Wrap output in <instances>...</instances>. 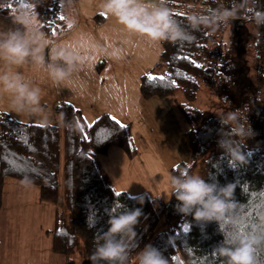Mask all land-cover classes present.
Returning a JSON list of instances; mask_svg holds the SVG:
<instances>
[{
	"label": "trees",
	"instance_id": "trees-1",
	"mask_svg": "<svg viewBox=\"0 0 264 264\" xmlns=\"http://www.w3.org/2000/svg\"><path fill=\"white\" fill-rule=\"evenodd\" d=\"M35 1L28 0V3L33 6ZM47 1L40 7L38 27L54 40L65 34L69 25L62 1ZM20 3L21 0H5L0 4V14L9 16ZM168 6L184 28L186 38L174 43L162 42L156 66H164L165 71L163 75H142L141 94L146 100L166 99L182 91L184 100L178 106L189 125L185 137L191 148V159L173 166L172 174L178 175L184 169L192 173L199 165V175L210 182L222 186L234 184V211L219 226L216 222L198 223L192 216L176 211L174 196L166 204L147 192L130 195L116 190L98 155H107L113 147H119L133 157L135 148L128 126L121 121L123 127L119 126L118 119L109 113L104 112L88 123L80 108L60 100L55 108L59 124H36L20 121L0 109V210L6 178L24 179L38 186L40 199L56 205L54 229L48 233L52 251L64 256L66 264H75L72 257L78 252L79 240L83 241L89 258L94 234L107 230V213L115 201L129 209H142L136 226V242L139 248L146 244L157 247L168 257L169 264H225V258L213 255L214 248L223 240L221 229L231 232L239 226L242 231L264 235V24H258L254 18L256 12H264V0L243 3L240 0H169ZM229 7L233 18L225 20L220 13ZM191 14L208 16L211 23L193 31L185 19V15ZM96 17L104 18L99 13ZM236 24L249 30L246 41L234 35ZM226 35L233 38L227 39ZM247 48L253 52L251 67ZM243 61H247L245 64L252 71L243 67ZM152 76L164 79H150ZM202 84L213 94H222L228 110L239 109L247 117L253 135L244 141L245 165L230 167L228 155L219 146L225 140V147H232L237 139L230 138V126L221 124L225 118L196 105ZM116 192L121 195L116 196ZM141 197L142 204L138 202ZM59 203L69 212L68 220L57 206ZM92 214L96 225L90 229L88 219ZM163 217L169 228L152 236ZM185 226L187 231H183ZM139 248L131 253L129 264L134 263ZM258 256L260 264H264V249Z\"/></svg>",
	"mask_w": 264,
	"mask_h": 264
},
{
	"label": "rangeland",
	"instance_id": "rangeland-1",
	"mask_svg": "<svg viewBox=\"0 0 264 264\" xmlns=\"http://www.w3.org/2000/svg\"><path fill=\"white\" fill-rule=\"evenodd\" d=\"M4 1L0 0V4ZM46 1L36 0L33 3L38 22L41 20L40 7ZM61 1L69 30L74 28V31L56 47H68L85 57L83 63L75 65L67 80L56 84L61 100L70 101L80 108L88 123L104 112L125 123L135 155L129 157L121 148L113 147L107 155H98L100 164L116 190H124L130 195L147 192L168 204L172 167L182 160L189 161L191 148L185 137L189 125L178 106V102L184 100L182 91L166 99L146 100L141 94L142 75H163L165 71L164 66H156L163 49L162 43L151 42L128 30L110 35L101 26H95L90 13L101 12L102 2ZM240 25H235L234 35L246 41L249 30L240 28ZM231 36L226 35L227 39L233 38ZM117 49L120 51L119 59L112 56ZM246 53L251 67L254 64L253 52L247 48ZM104 59H110V64L100 73L97 65L103 64ZM245 62L243 67L246 66L248 72L252 71ZM205 85L202 84L196 105L205 112L226 118V114L233 109L228 110L223 104L222 94H213ZM192 173L199 174V165ZM57 206L68 220L70 214L63 203ZM55 216L56 205L40 199L38 186L6 178L4 204L0 210V264H66L64 256L52 251L48 230L54 229ZM168 228L163 217L152 236ZM72 262L90 264L82 240H79L78 252L72 257Z\"/></svg>",
	"mask_w": 264,
	"mask_h": 264
},
{
	"label": "clouds",
	"instance_id": "clouds-1",
	"mask_svg": "<svg viewBox=\"0 0 264 264\" xmlns=\"http://www.w3.org/2000/svg\"><path fill=\"white\" fill-rule=\"evenodd\" d=\"M240 2L243 3L244 0ZM168 3L169 0H104L99 15L115 17L126 30L138 33L151 42L174 43L185 39L186 34ZM220 15L225 20L233 18L232 8L224 9ZM9 17L13 24L22 27L0 31V61L19 66L31 60L35 65L44 68L54 83L67 80L75 65L84 62V56L68 47H49L47 34L39 29L37 13L28 0H21L15 11L9 13ZM254 18L258 24H264V12H256ZM185 19L193 31L211 23V18L204 15H185ZM112 56L119 59L120 51L114 50ZM0 91L12 94L13 109L18 113L27 111L33 116L42 111L40 89L26 83L19 72L0 74ZM221 124L230 126V138H237L232 147H225V140L219 142V146L229 157V166L238 168L245 165L247 155L243 151L244 141L253 135L247 124V117L238 109L227 113ZM23 181L24 179L22 183ZM169 186L171 197L174 196L177 201L176 211L184 216H192L198 223L216 222L219 226L234 211L235 202L232 198L235 185L232 183L222 186L184 169L178 175L170 176ZM138 202L142 204L143 197ZM107 214V230L95 232L93 251L88 259L91 264H129L131 253L139 248L136 242V226L140 222L142 209H129L115 201ZM95 225V214H92L89 216L88 226L91 229ZM221 233L223 240L214 248V256L225 258V264H260L258 252L264 249V235L242 231L239 226L231 232L221 229ZM135 259L137 264H169L168 257L152 244L139 248Z\"/></svg>",
	"mask_w": 264,
	"mask_h": 264
},
{
	"label": "crops",
	"instance_id": "crops-1",
	"mask_svg": "<svg viewBox=\"0 0 264 264\" xmlns=\"http://www.w3.org/2000/svg\"><path fill=\"white\" fill-rule=\"evenodd\" d=\"M80 3L82 0H78ZM91 2H104V0H91ZM63 3V1H62ZM97 13H100L97 11ZM97 13L92 11L90 13L91 19L96 25L101 26V28L107 32V34L118 35L126 31V29L117 22L115 17L104 16L96 17ZM78 23H76V26ZM22 27L19 24H13L9 16H3L0 14V31H6L9 28H20ZM74 28L67 31L65 36L58 39L47 38L49 47L55 48L57 43H60L63 39L67 38ZM46 59L48 57V52H45ZM110 64V59L106 61L103 60V64L97 65V69L100 73ZM95 63L92 64L94 67ZM19 72L23 77L26 83H29L31 87H38L40 89L41 102L40 106L42 111L39 115L30 116L27 111L24 113H18L13 109L12 99L13 96L10 93H5L0 91V109L8 112L13 117L20 121L27 123H36V124H59V119L56 115V105L61 100L58 92L57 83H54L47 71L40 66L35 65L29 60L23 65H9L4 61H0V74L8 73L15 74ZM70 102V101H69ZM108 113V112H106Z\"/></svg>",
	"mask_w": 264,
	"mask_h": 264
},
{
	"label": "snow or ice",
	"instance_id": "snow-or-ice-1",
	"mask_svg": "<svg viewBox=\"0 0 264 264\" xmlns=\"http://www.w3.org/2000/svg\"><path fill=\"white\" fill-rule=\"evenodd\" d=\"M60 19L63 20L64 17L61 16ZM197 66H199V65H197ZM150 79H164V77H155V76H152V77H150ZM113 119H115V118H113ZM116 123H117L119 126L123 127V125H122V123H121L120 121L117 120ZM39 126H40V127H43V125H39ZM115 195L120 196L121 193L116 192ZM187 230H188V227L185 226V228L183 229V231H187Z\"/></svg>",
	"mask_w": 264,
	"mask_h": 264
}]
</instances>
